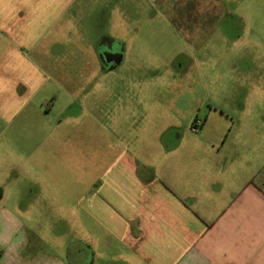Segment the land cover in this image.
Instances as JSON below:
<instances>
[{
  "label": "rangeland",
  "instance_id": "1",
  "mask_svg": "<svg viewBox=\"0 0 264 264\" xmlns=\"http://www.w3.org/2000/svg\"><path fill=\"white\" fill-rule=\"evenodd\" d=\"M72 9L24 51L45 83L31 106L13 117L0 99V208L17 210L48 242L44 252L53 242L59 257L79 264L68 253L75 231L62 192L76 193L83 176H68L67 162L80 160L81 168L85 139L91 160L113 141L108 131L98 142L79 130L85 96L90 108L107 112L110 127L122 115L133 135L137 126L164 132L177 157L264 163V0H78ZM102 33L125 46L117 68L105 66ZM69 115L80 121H65ZM45 137L47 146L59 145L47 147L41 158L49 161L38 165ZM54 188L66 200L57 213L48 194L36 203V193Z\"/></svg>",
  "mask_w": 264,
  "mask_h": 264
},
{
  "label": "crops",
  "instance_id": "2",
  "mask_svg": "<svg viewBox=\"0 0 264 264\" xmlns=\"http://www.w3.org/2000/svg\"><path fill=\"white\" fill-rule=\"evenodd\" d=\"M75 2L78 0H0V99L9 116L25 113L45 86L24 51L39 43L53 21L73 16ZM88 100L85 96L78 104L82 105L78 113L85 118L79 130L86 138L96 135L98 142L108 131L113 141L102 144L103 150L91 160L85 139L81 168L80 160L67 162L68 176L80 170L83 176L82 188L76 193L62 192L73 220L75 237L68 253L75 262L264 264V163L242 164L225 157L221 164L210 158L177 157L178 147L171 146L164 132L137 126L133 135V125H121L122 115H116L120 126L110 127L105 123L107 112L90 108ZM67 119L73 125L80 121L79 116ZM44 139L35 151L40 153L38 165L49 161L41 158L47 147L59 145L47 146L48 138ZM68 140L62 143L66 150ZM5 155L0 153V165L5 163ZM43 193L50 196L45 203L52 212H59L57 189L36 193V203L42 205ZM18 213L0 208V264H71L70 257H59L53 242L49 244L54 250L44 252L42 246L48 242Z\"/></svg>",
  "mask_w": 264,
  "mask_h": 264
},
{
  "label": "flooded vegetation",
  "instance_id": "3",
  "mask_svg": "<svg viewBox=\"0 0 264 264\" xmlns=\"http://www.w3.org/2000/svg\"><path fill=\"white\" fill-rule=\"evenodd\" d=\"M101 54L107 68H117L122 63V52L125 46L116 37L102 33Z\"/></svg>",
  "mask_w": 264,
  "mask_h": 264
}]
</instances>
